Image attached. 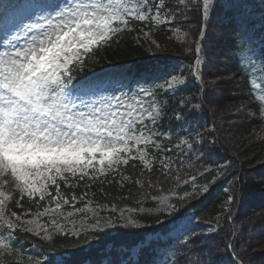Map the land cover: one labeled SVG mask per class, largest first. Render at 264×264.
I'll list each match as a JSON object with an SVG mask.
<instances>
[{"label": "snow or ice", "instance_id": "snow-or-ice-1", "mask_svg": "<svg viewBox=\"0 0 264 264\" xmlns=\"http://www.w3.org/2000/svg\"><path fill=\"white\" fill-rule=\"evenodd\" d=\"M256 9L250 0H178L177 6H172V0H0V264H17L7 259L16 254L17 232L52 240L49 230L36 220H22L17 212L7 211L13 197L6 194L5 188L18 193L21 199L48 200L55 205L36 214L41 217L60 213L62 205L71 203L74 207L77 198L73 196L70 201L64 196L62 185L68 188L73 180L95 181L129 166L133 170L139 167L135 183L149 190L142 195L158 203L157 212L162 215L172 216L177 211L169 203L176 197L159 195L166 191L165 184L172 186L167 191L191 185V192L178 197L182 201L192 193L207 192L208 186L197 185L196 181L212 170L203 166L211 163L216 140L205 136L207 128L200 124V118L211 103L206 93L216 91L218 80L205 85L202 69L206 61L201 58L204 41L214 15L220 21L236 24L239 32L254 25ZM258 9L264 28V0H258ZM190 15L199 24L194 39ZM133 22L179 25L175 31L187 44L185 55L195 52L194 62L187 65L188 74L183 70L170 72L159 80H136L120 88L77 81L74 73L83 66L85 57L125 29L131 31ZM185 25L188 31L181 32ZM240 63L245 65L241 68L242 80L257 69V63L264 73V59L242 58ZM189 77L197 82L199 95L188 92L174 109H165L161 95L175 96L188 86ZM257 99L264 105V96ZM218 176L230 177L223 206L231 225L251 190L246 189L247 177L230 172L227 165ZM122 179L131 177L124 175ZM258 183L264 193V178ZM16 204L21 206V200L17 199ZM104 210L107 206L94 211L85 204L75 212H92L81 223L93 221L85 231L90 228L94 235L108 228L150 227L130 215L126 217L123 211L117 214L115 206L107 217L101 214ZM73 215L67 213L68 217ZM187 219L191 224L192 218ZM239 219L235 231L225 232L227 240L220 236L219 219L216 224H207L201 233L186 232L183 244L170 245L166 250L171 257L165 264H264V249L261 258L254 259L245 246V233L256 226L257 220L264 231V209ZM51 224L61 234H71L55 218ZM213 237H220L219 242ZM109 255L113 258L108 264H139L128 258L130 253ZM55 264H63L62 259L57 257Z\"/></svg>", "mask_w": 264, "mask_h": 264}, {"label": "trees", "instance_id": "trees-1", "mask_svg": "<svg viewBox=\"0 0 264 264\" xmlns=\"http://www.w3.org/2000/svg\"><path fill=\"white\" fill-rule=\"evenodd\" d=\"M178 0H172V6ZM194 35L198 30L199 24L193 18ZM232 23L229 22V25ZM232 26H225L220 23L215 15L212 18L209 28V36L204 42V51L202 53L205 63L203 65V77L207 86L211 81L218 80L215 85L216 91H209L206 95L210 98V105L205 106L204 115L200 118V124L207 128L204 133L208 139H215L216 144L212 147L211 163L204 165L210 169L218 168L223 171V166L227 165L230 172H238L242 177H247L246 189H250V194L245 198L243 203L239 205L237 220L231 225L227 222V213L224 210L223 202L226 200L225 189L230 187L228 184L229 176L218 178L209 190L203 195H197L188 198V200H174L177 211L172 216L162 215V225L154 226L155 220L150 223V227L142 229L126 230L117 228L113 234H97L85 237H68L54 236L51 241H45L29 234H17L20 241L26 245H35L43 250L44 253L50 255L58 254L64 258L63 264H83L89 261L90 264H102L103 260L113 257L110 253H124L123 248L128 249L142 241L148 232H165L168 230L170 223H179L187 216H191L193 220L199 223H215L217 219L221 224L220 236L228 239L225 232L231 234L232 231L240 224V217H250L254 213L264 209V193L260 191L258 181L264 178V120L260 117V106L257 102L251 100L248 91L247 77L241 79L239 65L234 61L235 51L241 50L236 47L232 39ZM219 33V35H218ZM161 43L159 48L156 46H148L136 41L128 34H122L117 38H113L106 46L94 51L84 59L83 66L77 68L74 73L77 81L82 79L94 78L95 74L105 73L108 68L111 73L129 74L137 76L141 73L155 72L160 69V65L165 64L168 57L180 59L186 64L194 61V52L185 55L184 49L178 45L165 40L166 36L157 35ZM218 37V38H217ZM223 39H225L223 41ZM198 85L190 87L188 90L182 89L175 96L161 95L166 100L165 109H174L183 95L188 92H196ZM182 95V96H181ZM176 98V99H175ZM252 112V117L244 112L243 108L239 112L241 106ZM209 108L212 110L209 111ZM165 119H167L165 117ZM214 126V128H213ZM168 143V141H164ZM170 147L172 144H170ZM221 166V168H219ZM250 166H255L251 168ZM158 167V165H157ZM203 167L201 171H203ZM255 179L248 176L256 172ZM254 169V170H253ZM124 174L131 177L129 183H117L113 181L108 184H96L91 190L94 199L108 203H129L130 200H136V197L142 198V193H148L147 188L136 186L135 180L139 173V167L133 170L130 166L124 168ZM147 175V173H146ZM155 179V175L152 177ZM226 182V185L224 184ZM166 191L160 194L168 193L167 189L172 188L171 185H164ZM103 189V191H101ZM76 192H81L80 186L76 188ZM66 195L69 191L65 192ZM150 197V196H143ZM19 196H15L10 204V209L21 212V206H17L16 200ZM23 207L34 208L27 201H21ZM187 205V206H185ZM235 215V210H233ZM199 233L195 229L187 231ZM252 234H249V233ZM250 236V240L247 237ZM246 243L250 254L254 259L261 258V249H264V231L261 230L260 221L257 220L254 228H248L246 233ZM186 236L175 239H167L164 241H151L148 245L151 247H143L137 254L139 264H160L163 259L168 260L171 252L166 251L170 245L179 246L183 244ZM219 242L220 237H213ZM255 250V251H253ZM222 251V249H221ZM36 260H18L16 257H8L17 264H45L42 262L40 255H35ZM227 257L225 256L224 259ZM136 260V261H137ZM46 264H53V261H47Z\"/></svg>", "mask_w": 264, "mask_h": 264}, {"label": "rangeland", "instance_id": "rangeland-1", "mask_svg": "<svg viewBox=\"0 0 264 264\" xmlns=\"http://www.w3.org/2000/svg\"><path fill=\"white\" fill-rule=\"evenodd\" d=\"M9 2L15 3L16 0H3V3H9ZM174 5L177 6L178 1ZM180 6L182 7V5H180ZM190 17H191V15L189 16V20L193 21V19ZM162 20H163V17H162ZM193 25L194 24H192V29H191L192 38L194 35ZM130 27L132 28L131 31L126 29V30H124V32H122L118 35L128 34V35L132 36V38L134 40L139 41L143 44H147L148 46H156V44H159L162 41V39L160 40V38H158V36H157L159 34L160 36H166V38H165L166 41H168V42L170 41V42L178 45L179 48L184 49L185 47H187V44L181 40L180 35L178 33H176V31H175V28L179 27V25H168V24L162 23L161 25L156 26L154 24V22H152V26L144 25V26H140V27H133L131 25ZM141 29H143V30H141ZM145 31L148 33L147 36H144ZM184 31H188L187 25H185L184 27H181V32H184ZM218 35H219V33H218ZM236 38L238 39L239 37H236ZM224 40L225 39H223V41ZM153 41H155L156 43H153ZM103 46H104V44H102L98 47H103ZM169 61H170V65L168 66L166 71L160 70V71H155L154 73L142 74L141 76L136 77V78H131L128 75H118V76L117 75H111L110 77L99 78V79L95 80V82L103 84L104 86L110 87V88H120L122 85L134 83L136 80L152 79V78H156L157 80H159L161 77H166L167 74L170 72H179V71L183 70V72L186 75L188 74V72H189L188 67L185 64H183L181 61L174 59V58H170ZM194 84H197V82L193 81L189 77L188 86L186 88H182V89L188 90L190 87H194ZM144 86L145 87H151V85H148V84H145ZM251 92H252V95L254 96L255 100H258L257 99L258 97L264 96L263 83L260 79H257V78H254L253 80L250 79V92L249 93L251 94ZM196 94L199 95L198 92H196ZM169 95L172 96L170 93H169ZM252 100H253V98H252ZM243 110H244V112L248 113L249 116L252 117L253 113L249 112L247 110V108L244 107ZM262 110H263L262 115L264 117V105H262ZM250 167L253 168L255 166H250ZM219 168H221V166ZM218 171H220V169L215 168L213 170H210L208 173L204 174L202 177H198L196 184L197 185H207L209 188V186L211 184H213L219 178ZM258 172H259V168H256V172H253V174L248 176V177L255 179L256 177H255L254 173H258ZM124 175L125 174L121 169V171L115 172V173H110L106 177L100 176L99 179H97L95 181L84 180V181L78 182L76 180H73L72 181V187H68V188L63 187V185H62L61 186V193L64 196H66L70 201H71V198L73 196H75L77 199H76L74 207L71 203L69 205H62L60 213H58V214L50 212L48 215H45L42 217L36 215L38 212H42L44 210V207H50V208L55 207L54 204H49L48 200H45L42 202H37V200H33L35 209H30L29 207H27V208H24L23 211L18 213V214L21 215L22 220H28V219L36 220L38 224L42 225L43 227H45L49 230V233L52 234V237H54V236L85 237L88 235L93 236L94 234L92 233V230L90 228H88V230L85 231L88 224L92 223L93 221L88 220L87 224L81 223V220L84 217H91L92 212H85V213H76L75 212L76 208H84L85 204H88V207L93 209L94 211L100 210L101 206H107V210H104L101 213L104 217H107L110 210H111V207L115 206L117 209V214L119 212L123 211L125 213L126 217L130 215V216H132L133 219H137L140 223H143V224L149 225L150 223H152L155 220L161 221L160 217L162 216V214L157 212V209L160 207V205L156 202H152L151 198H149V197H143V196H142V198L136 197V200H130L129 203L116 204V203H108V202L98 201V200L93 198L91 190L88 191L89 189H91L92 186H95L97 183L98 184H108V183H111L113 181H117V183H118V181H121V183H120L121 185L123 183H129V180H123L122 179V177ZM224 184L226 185V182ZM88 185H90V187ZM78 186H80L81 192H78V194H77V193H75L74 189H76V187H78ZM136 186H137V184H136ZM64 189H70L72 192H70V194L67 196L63 193ZM4 191L6 192V194H8L10 196L15 194L13 192V190L10 188H5ZM51 191H52L53 195H55V189L53 188V189H51ZM185 192H191V185L187 188H185L181 185L178 188H175L172 191H169L168 193H164L162 195H167L170 198L176 197L175 199L169 200V203H173L174 200H181L178 197H182ZM204 193H192V195L190 197L202 195ZM16 194H18V193H16ZM24 198H27V197H24ZM11 200L9 201V203L6 206L7 211L9 213L12 212V210H9V204H10ZM89 201H91L90 204L88 203ZM68 212H74V215L71 217H68L67 216ZM52 218H55L57 220V223L61 224L64 227L65 231H67L68 233H71V234L64 235V234H61L60 232L56 231L54 226L51 224ZM185 221L181 222L180 227L175 229L173 231V233H171V237H175L177 235H181L184 233V230L186 227ZM155 223H156V225L159 224V223H157V221H155ZM207 224H215V223L198 224L196 221H193L189 225V227H196L197 230L203 232V231H206V225ZM116 229L117 228H108L103 232H99L98 234H102V235L112 234L115 232ZM43 234L44 233H41V237L43 236ZM249 234H252V233L250 232ZM95 235H97V234H95ZM14 251L16 253L15 256H17V257L18 256L23 257L25 254H27L26 250L20 249L19 244H18V247L14 249ZM133 251H136V248ZM30 252L32 253V252H34V250H32ZM29 257H30V254H29ZM57 257H60L62 259L61 256H58V255L54 256V258H53L54 264H55V260ZM45 259H47V258H45Z\"/></svg>", "mask_w": 264, "mask_h": 264}]
</instances>
